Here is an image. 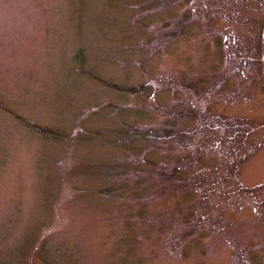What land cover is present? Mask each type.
<instances>
[{
  "label": "rangeland",
  "instance_id": "1",
  "mask_svg": "<svg viewBox=\"0 0 264 264\" xmlns=\"http://www.w3.org/2000/svg\"><path fill=\"white\" fill-rule=\"evenodd\" d=\"M0 264H264V0H0Z\"/></svg>",
  "mask_w": 264,
  "mask_h": 264
}]
</instances>
